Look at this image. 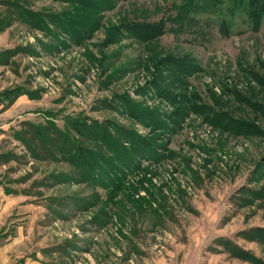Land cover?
Masks as SVG:
<instances>
[{
  "label": "rangeland",
  "instance_id": "374dc122",
  "mask_svg": "<svg viewBox=\"0 0 264 264\" xmlns=\"http://www.w3.org/2000/svg\"><path fill=\"white\" fill-rule=\"evenodd\" d=\"M186 1L0 0L5 264H264V16Z\"/></svg>",
  "mask_w": 264,
  "mask_h": 264
},
{
  "label": "trees",
  "instance_id": "16d2710c",
  "mask_svg": "<svg viewBox=\"0 0 264 264\" xmlns=\"http://www.w3.org/2000/svg\"><path fill=\"white\" fill-rule=\"evenodd\" d=\"M228 1L232 5L231 11L238 9L240 13H245L248 26L253 31H256L258 29L260 20L264 16V0H228ZM220 3H221V0H195L194 3H193V0H187L186 3L181 5L179 9L176 11V15L178 16L179 19H183L185 21L190 22L194 18L192 15H195L196 12L199 11V10L196 11L193 9V4L196 5L197 8L202 10L203 8L208 9L209 7L216 8V6L219 5ZM231 11H230V14H232ZM10 104H12V102H10L9 105ZM100 127L101 126L98 125L99 135L103 133L104 131V129ZM119 136L123 138V135H119ZM130 137H131V134L126 133L124 138L128 140L127 143H129L131 147H134L135 139L133 137L132 138ZM101 138H104L105 142L111 143L107 141V139L110 140L111 138L109 137L108 132H106L105 134H102ZM118 144H121V143L119 142Z\"/></svg>",
  "mask_w": 264,
  "mask_h": 264
},
{
  "label": "crops",
  "instance_id": "0c3cea01",
  "mask_svg": "<svg viewBox=\"0 0 264 264\" xmlns=\"http://www.w3.org/2000/svg\"><path fill=\"white\" fill-rule=\"evenodd\" d=\"M6 246H7V244H4V243L0 244V264H5V262L10 260L9 256L7 255V253L4 254L5 251H7V249H5V248H7ZM5 255L7 256V258L5 257Z\"/></svg>",
  "mask_w": 264,
  "mask_h": 264
}]
</instances>
